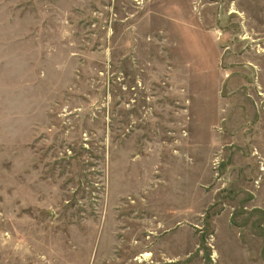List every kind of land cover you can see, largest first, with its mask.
<instances>
[{"label":"rangeland","instance_id":"obj_1","mask_svg":"<svg viewBox=\"0 0 264 264\" xmlns=\"http://www.w3.org/2000/svg\"><path fill=\"white\" fill-rule=\"evenodd\" d=\"M0 264H264V0H0Z\"/></svg>","mask_w":264,"mask_h":264}]
</instances>
